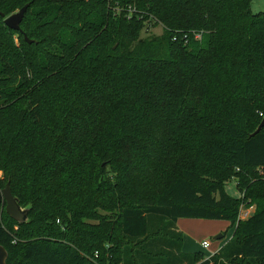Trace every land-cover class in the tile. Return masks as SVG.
I'll use <instances>...</instances> for the list:
<instances>
[{
  "label": "trees",
  "instance_id": "1",
  "mask_svg": "<svg viewBox=\"0 0 264 264\" xmlns=\"http://www.w3.org/2000/svg\"><path fill=\"white\" fill-rule=\"evenodd\" d=\"M252 1L0 0L4 17L28 5L20 28L34 41L0 16V188L30 206L25 224L0 206L6 264H264ZM150 23L161 36H140ZM241 206L255 209L241 220ZM179 219L232 233L208 258L187 254Z\"/></svg>",
  "mask_w": 264,
  "mask_h": 264
},
{
  "label": "rangeland",
  "instance_id": "2",
  "mask_svg": "<svg viewBox=\"0 0 264 264\" xmlns=\"http://www.w3.org/2000/svg\"><path fill=\"white\" fill-rule=\"evenodd\" d=\"M251 11L252 13L264 12V0H253L251 4ZM120 10L119 7L114 6L112 7L111 12L113 14L118 13ZM18 12V11H16ZM14 12V13H16ZM12 13V14H14ZM10 14V15H12ZM9 15V16H10ZM8 17V16H7ZM1 25V21H0ZM162 34V27L159 24H147L146 28L143 29L140 36H161ZM11 39L14 44L19 45V37L16 34L11 35ZM217 168L209 165H204L201 168V171L206 175L216 176L219 175L216 171ZM0 181H4V173L0 171ZM236 179L229 178L226 181V191L228 195L232 197H237L238 192L236 190ZM4 187L0 188L2 190ZM4 209V206H3ZM255 209V207H253ZM103 215H112L110 212L100 211ZM241 219V218H240ZM243 220V219H241ZM183 222H187L184 224ZM180 224L184 225L185 229H182V242L186 244V248L189 247L191 250L190 253H200L203 258H208L210 254L214 251L217 244L219 242H225L229 234L232 233L230 228V224L226 221H217V220H200V219H182L180 220ZM221 232V233H219ZM230 232V233H229ZM217 235H222V238L218 241H214L213 238ZM206 241L209 245V248L202 249L200 247L201 242Z\"/></svg>",
  "mask_w": 264,
  "mask_h": 264
},
{
  "label": "water",
  "instance_id": "3",
  "mask_svg": "<svg viewBox=\"0 0 264 264\" xmlns=\"http://www.w3.org/2000/svg\"><path fill=\"white\" fill-rule=\"evenodd\" d=\"M28 5H24L18 12L4 17L2 13L0 16L4 18L3 23L4 25L12 30L22 34L24 41L27 44H32L34 41L27 38V36L21 31L20 24L24 18L25 12L27 10ZM264 126V118L262 119L261 123L257 127L254 133L250 136H254L257 134ZM5 206V213L16 223L18 224H25L28 222V212L30 210V206L21 207L18 203V200L13 197L9 183L5 185V187L0 191V206ZM222 238V235H217L213 238L214 241H218ZM7 259V252L6 250L0 246V264H6Z\"/></svg>",
  "mask_w": 264,
  "mask_h": 264
},
{
  "label": "crops",
  "instance_id": "4",
  "mask_svg": "<svg viewBox=\"0 0 264 264\" xmlns=\"http://www.w3.org/2000/svg\"><path fill=\"white\" fill-rule=\"evenodd\" d=\"M225 190H226V187H225ZM226 192H227V191H226ZM230 196H231V195H230ZM231 197H232V196H231ZM233 198L238 199V198H239V195H238L237 197H233ZM180 220H182V219H179V220L176 222V228H177V231H178V232L182 233L181 230H182V229H185V228H184L185 226L180 224ZM183 223H184V224H187V222H183ZM219 233H221V232H219ZM229 233H230V232H229ZM230 236H231V233L229 234L228 239L230 238ZM228 239H227V240H228ZM227 240H226V241H227ZM226 241H225V242H226ZM225 242H219V243L217 244L216 248L214 249V251L212 252V254H210L209 256L214 255L215 253H217V252L219 251V249L225 244ZM201 243H202V242H201ZM184 245L186 246V244H183V242H182V252L189 254L191 250L189 249V247L186 248ZM200 247L202 248L201 244H200ZM208 248H209V247H208ZM208 248H207V249H208ZM202 249H203V248H202ZM207 249H206V250H207ZM203 250H204V249H203ZM209 256H208V257H209Z\"/></svg>",
  "mask_w": 264,
  "mask_h": 264
},
{
  "label": "built area",
  "instance_id": "5",
  "mask_svg": "<svg viewBox=\"0 0 264 264\" xmlns=\"http://www.w3.org/2000/svg\"><path fill=\"white\" fill-rule=\"evenodd\" d=\"M253 210L254 209L252 206H250L248 208L241 206L240 210H239V218L246 219L247 217H249L252 214ZM201 246L203 249H207L209 247V245L206 241L202 242Z\"/></svg>",
  "mask_w": 264,
  "mask_h": 264
}]
</instances>
